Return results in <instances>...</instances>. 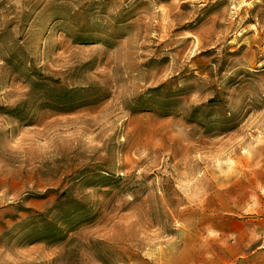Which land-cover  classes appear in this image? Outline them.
Here are the masks:
<instances>
[{"label": "rangeland", "instance_id": "1", "mask_svg": "<svg viewBox=\"0 0 264 264\" xmlns=\"http://www.w3.org/2000/svg\"><path fill=\"white\" fill-rule=\"evenodd\" d=\"M0 264H264V0H0Z\"/></svg>", "mask_w": 264, "mask_h": 264}]
</instances>
